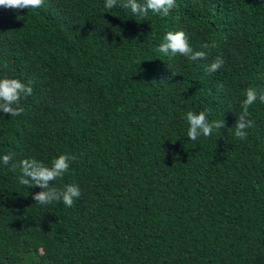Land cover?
<instances>
[{
  "label": "trees",
  "instance_id": "obj_1",
  "mask_svg": "<svg viewBox=\"0 0 264 264\" xmlns=\"http://www.w3.org/2000/svg\"><path fill=\"white\" fill-rule=\"evenodd\" d=\"M122 2L0 8V78L33 88L21 115L0 112V157H13L0 162V262L264 264V103L245 139L229 130L246 90L264 94V0H176L167 17ZM168 31L206 58L157 52ZM205 109L224 126L192 141L184 117ZM61 154L77 159L52 183L81 195L36 204L19 163Z\"/></svg>",
  "mask_w": 264,
  "mask_h": 264
},
{
  "label": "clouds",
  "instance_id": "obj_2",
  "mask_svg": "<svg viewBox=\"0 0 264 264\" xmlns=\"http://www.w3.org/2000/svg\"><path fill=\"white\" fill-rule=\"evenodd\" d=\"M44 0H0V8L10 10H29L42 7ZM117 4V0H105L104 8L111 10ZM176 0H123L121 7L130 9L131 13L146 17L151 11L154 14H159L162 17H167L170 11L175 7ZM207 48L208 45H203ZM157 52L165 56H183L191 61H197L206 58V53L203 51H193L189 44V37L183 31H168L162 42L158 45ZM224 61L217 57L206 69L209 73L216 72ZM28 84L14 78H0V112L10 116H19L24 109L20 106L22 98H27L33 94V88ZM245 99L241 103L242 112L238 116L233 128L234 136L237 139H245L247 136L246 129L252 126L251 121L246 119L249 115V107L254 104L257 99L264 103V94H258L254 88L249 87L245 92ZM15 105V106H14ZM209 110L205 109L198 114L193 111H188L184 117L188 124L187 137L196 141L198 137H210L213 131L221 129L224 126V121L208 119ZM13 157L11 154L0 157V162L8 166ZM76 155L61 154L51 161L50 166L37 159H23L19 163L21 175L18 177V182L24 186L39 187L42 191L32 196L36 204L50 205L54 202H62L66 207L71 208L74 201L80 197L81 192L78 185L66 184L63 187H57L54 181L62 180L65 173L68 172L70 161H75ZM16 165H12L15 170ZM43 254V249L40 250ZM36 264H41L39 257L36 258Z\"/></svg>",
  "mask_w": 264,
  "mask_h": 264
},
{
  "label": "water",
  "instance_id": "obj_3",
  "mask_svg": "<svg viewBox=\"0 0 264 264\" xmlns=\"http://www.w3.org/2000/svg\"><path fill=\"white\" fill-rule=\"evenodd\" d=\"M0 264H2V263L0 262Z\"/></svg>",
  "mask_w": 264,
  "mask_h": 264
}]
</instances>
